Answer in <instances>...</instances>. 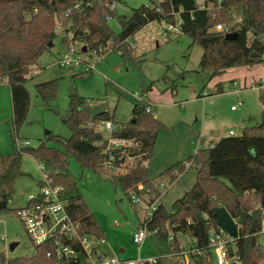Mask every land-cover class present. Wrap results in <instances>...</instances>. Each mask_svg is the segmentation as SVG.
I'll list each match as a JSON object with an SVG mask.
<instances>
[{"label":"trees","instance_id":"trees-1","mask_svg":"<svg viewBox=\"0 0 264 264\" xmlns=\"http://www.w3.org/2000/svg\"><path fill=\"white\" fill-rule=\"evenodd\" d=\"M117 1L0 0V82H8L11 88L16 130L25 122L30 107V92L26 86L28 74L51 49L50 42L56 37V19L68 28L63 29L64 43L72 33L73 40H80L87 49L98 51L110 40L116 45V50H112H120L121 55H125L127 35L139 25L152 19L176 23L178 15L179 32L188 34L192 43L203 48L199 70L208 73L209 78L229 68L264 62V0H202V3L199 0H162L157 3L163 9L162 14L155 8L143 7L137 8L131 18L119 16L123 30L115 33L107 16H116L117 9H111L110 5ZM151 1L155 4L157 0ZM79 3L80 6L75 7ZM219 23L230 25L238 37L227 39L225 32L215 29ZM35 88L37 95L48 103L57 97L58 81L46 80L37 83ZM222 89L219 84L217 92ZM259 99L262 104L260 123L245 126L240 136L221 137L208 147L199 148L186 160L178 161L156 176L150 173L148 165L158 132L164 125L147 111L149 103H135L133 120L122 126L118 124L112 130L113 139L128 140V145L102 149V133L87 122L113 120V114L104 110L91 115L89 101L73 95L64 118L72 130L71 137L62 139L48 132L46 140L38 147L25 145L16 148L15 154L18 158L20 153H27L47 167L52 183L64 187L68 208L79 221L81 233L98 239L106 237L68 167L71 156L82 169L90 168L98 173L107 171L113 183L127 193L145 190L150 194L149 203L160 195L159 181L167 179L172 183L184 172L186 165L188 168L196 166L195 183L173 202L172 210H167L159 200L157 209L145 222L148 230L160 238L173 235L171 255L159 257L158 264H179L175 260L180 258L178 254L182 250L176 238L179 232L190 236L193 246L200 251V254L190 255L195 264H216L209 236L221 228L218 221L221 207H225L238 223L235 252L242 264H262L264 248L258 237L264 219V92ZM52 139L59 141L61 147L49 145L47 142ZM110 168L122 170L113 174ZM11 196L12 192L0 190V212L18 214L20 208L9 207ZM70 243L78 244L74 240ZM34 247V254L13 259L0 252V264H85L86 255L81 249L76 262L48 255L54 250L52 240Z\"/></svg>","mask_w":264,"mask_h":264},{"label":"rangeland","instance_id":"rangeland-1","mask_svg":"<svg viewBox=\"0 0 264 264\" xmlns=\"http://www.w3.org/2000/svg\"><path fill=\"white\" fill-rule=\"evenodd\" d=\"M159 1L162 0L155 4L151 0H118L116 16L108 23L115 33H120L123 28L119 16L131 18L137 8L153 9ZM178 20L176 15V22ZM63 31V27L56 28L54 45L28 74L26 86L30 92V107L19 130L15 129L12 119L11 88L8 82H0V190L12 192L11 209L22 207L28 194L39 190L38 183H42L43 174L48 172L45 165L27 153L22 152L16 158V148L24 146L26 141L27 146L38 147L46 140L48 132L62 139L71 137L72 130L64 118L68 115L72 92L89 101L91 115L108 110L113 114V121L121 126L133 120L135 103L151 104L155 117L164 125L158 132L149 160L148 167L153 176L220 138L214 135V130H220L221 136H240L245 126L261 122L259 98L264 86L255 87L253 81L264 77V62L229 68L209 78L208 73L199 70L203 48L192 43L188 34L180 33L179 29L169 30L168 23L158 19L139 25L127 35L125 55H121L120 50L114 51L116 45L110 40L102 52L84 51L86 44L73 40L72 33L64 43ZM70 48L73 58L83 59L80 66L57 63ZM90 66L92 69L85 72ZM50 79H57L58 94L56 99L46 103L37 95L35 85ZM219 81L225 86L224 92H216L215 83ZM232 104L239 106L237 112L231 111ZM95 128L102 133L103 142L110 141L106 149L115 146L110 129L104 124L95 125ZM230 129L234 130L233 135L229 134ZM203 138L205 141L201 144ZM47 143L61 147L54 139ZM68 167L106 237L105 242L98 243L101 252L122 259L171 255L170 237L163 239L149 232L142 244L133 241L134 231L141 226L149 209V193L143 189L141 193H127L113 183L107 171L98 173L90 168L82 169L74 156ZM186 167L172 183L165 179L159 187L162 191L160 202L167 210H172L173 202L196 181L197 167ZM121 170L110 168L113 174ZM218 218L231 237L237 238V222L225 207L219 209ZM176 238L185 249L193 242L190 236L181 232L176 233ZM12 242H18L13 250L10 249ZM259 242L264 248V233ZM0 252L8 259L35 252L34 244L15 212H0ZM213 258L215 260L214 252ZM175 260L184 264L181 256Z\"/></svg>","mask_w":264,"mask_h":264},{"label":"built area","instance_id":"built-area-1","mask_svg":"<svg viewBox=\"0 0 264 264\" xmlns=\"http://www.w3.org/2000/svg\"><path fill=\"white\" fill-rule=\"evenodd\" d=\"M76 4L75 7H79ZM111 9H115V3L110 5ZM155 10L159 13H163L162 7L156 5ZM111 17L107 16L109 20ZM165 21V20H163ZM166 22V21H165ZM180 19L176 23H168L169 30L179 29ZM63 27V29H68L63 26L61 20L57 21V27ZM215 29L217 31H223L225 33L232 32L230 25L217 24ZM110 42L106 45L100 47V51L103 48H107ZM72 48L62 55L61 58L57 60V63L63 66H80L82 60L79 57L73 58ZM102 52V51H101ZM264 58V54L262 56ZM92 67H87L85 72L90 71ZM37 72V71H36ZM256 85L264 86V77L258 79ZM240 103V102H239ZM238 105H232L231 109H238ZM147 111L152 113L151 104L147 105ZM89 126H95L98 124H104L111 131L117 128V125L111 120H102L98 123L88 121ZM233 134V131H230ZM114 141V139H113ZM115 147H121L128 145L130 141L125 139H115ZM28 145V142L23 144ZM43 185L36 192L29 193L27 196V202L24 206L20 207L18 215L25 228V231L34 245H39L52 240L54 244V250L49 251L48 255L54 254L58 259H74L78 261V252L83 250L85 252V264H158L159 257H151L148 259H143L141 257L136 258H118L116 256H108L99 249L98 243L105 242L106 239H98L94 235H87L81 233L80 223L74 218L72 213L68 208V199L65 196V189L61 185H56L52 183L48 172L43 174ZM164 180L158 182V187L163 185ZM160 190V188H159ZM148 193V192H147ZM162 191L160 190V195L151 201L148 206L149 209L145 218L143 219V224L139 226L133 234V241L136 244H142L146 239L148 233V227L146 221L149 220L153 214V211L157 209L158 201L161 199ZM264 227V219H263ZM173 239V235H170V240ZM71 240H74L78 244L72 245ZM209 244L212 251L215 254L216 264H242V260L238 253H236V240L231 237L223 228L219 231H212L209 236ZM179 252V256L182 257L184 264H194L190 255L192 253H199L193 244H190L188 249L182 247ZM177 254V253H176Z\"/></svg>","mask_w":264,"mask_h":264},{"label":"crops","instance_id":"crops-1","mask_svg":"<svg viewBox=\"0 0 264 264\" xmlns=\"http://www.w3.org/2000/svg\"><path fill=\"white\" fill-rule=\"evenodd\" d=\"M199 1H200V0H199ZM201 3H202V1H201ZM232 81H233V82H232L233 85L235 86V84H234V80H232ZM257 81H258V79H257V80H254V81H253L254 84L257 83ZM219 84H220V86H222V88H223V89H222V90H223L222 92H224V90H225V86H224L220 81L217 82V83H215V86H216V92H217V89H218V85H219ZM73 95H76V93H75V92H72V93H71V96H73ZM232 105H234V104H232ZM232 105H231V106H232ZM151 109H152V108H151ZM238 109H239V107H238ZM238 109H236V110H232V109H231V111H232V112H237ZM151 114L155 117V113L153 112V110H152V113H151ZM111 121H113V120H111ZM113 123H114L115 125H118L117 122H114V121H113ZM231 130L233 131V134H234V130H233V129H230V130H229V134H230V131H231ZM233 134H232V135H233ZM214 135H215L216 137H220V138H221V137H225V136H221V131H220V130H214ZM218 139H219V138H218ZM218 139H217V140H218ZM217 140H216V141H217ZM114 141H115V139H114ZM114 141H113V142H114ZM204 141H205V140H204V138H203V139H201V142H200V143L203 144ZM216 141L213 140V141L211 142V144L214 143V142H216ZM109 142H110V141L108 140V144H109ZM202 142H203V143H202ZM114 144H115V143H114ZM38 184H39V183H38ZM38 189H40V185H39V188H38ZM37 191H38V190H37ZM25 204H26V203H25ZM25 204H24V205H25ZM24 205H23V206H24ZM218 217H219V211H218ZM142 221H143V220H142ZM218 221H219V218H218ZM236 222H237V221H236ZM141 223H142V222H141ZM219 223H220V221H219ZM237 225H238V223H237ZM220 227L223 228V229L227 232V230L221 225V223H220ZM238 228H239V226H238ZM227 233H228V232H227ZM262 233H264V227H263V229H262V232L259 234V237H260V235H261ZM228 234H229V233H228ZM229 235L232 236L231 234H229ZM259 237H258V238H259ZM121 249H123V248H121ZM121 249H120V250H121ZM123 251H124V249H123L121 252H123ZM178 258H179V257H178ZM193 262H194V261H193ZM194 264H195V263H194ZM262 264H264V259L262 260Z\"/></svg>","mask_w":264,"mask_h":264},{"label":"water","instance_id":"water-1","mask_svg":"<svg viewBox=\"0 0 264 264\" xmlns=\"http://www.w3.org/2000/svg\"><path fill=\"white\" fill-rule=\"evenodd\" d=\"M225 37H226L227 39H235V38L238 37V33H237V32H228V33L225 34ZM50 45L53 46L54 43L51 41V42H50ZM86 49H87V47L84 46V47H83V50L85 51ZM202 143H203V142H202ZM107 145H108V140H105V141L103 142L102 149H106ZM17 245H18V242H12V243L10 244V249L13 250ZM122 250H123V249H121L120 251H122Z\"/></svg>","mask_w":264,"mask_h":264}]
</instances>
